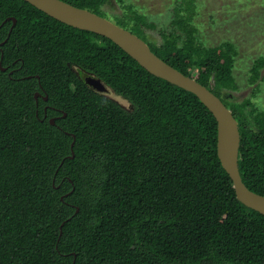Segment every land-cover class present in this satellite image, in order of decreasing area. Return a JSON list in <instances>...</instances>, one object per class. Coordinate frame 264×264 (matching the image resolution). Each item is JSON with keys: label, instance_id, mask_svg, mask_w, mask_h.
Returning a JSON list of instances; mask_svg holds the SVG:
<instances>
[{"label": "trees", "instance_id": "16d2710c", "mask_svg": "<svg viewBox=\"0 0 264 264\" xmlns=\"http://www.w3.org/2000/svg\"><path fill=\"white\" fill-rule=\"evenodd\" d=\"M61 1L106 17L108 0ZM194 14L182 0L159 45L139 37L155 26L131 5L114 21L221 99L238 125L241 180L264 196V112L253 103L264 57L249 69L250 97L225 101L236 47L203 46ZM0 44V264H264V216L236 199L216 121L193 94L23 0H0Z\"/></svg>", "mask_w": 264, "mask_h": 264}, {"label": "rangeland", "instance_id": "374dc122", "mask_svg": "<svg viewBox=\"0 0 264 264\" xmlns=\"http://www.w3.org/2000/svg\"><path fill=\"white\" fill-rule=\"evenodd\" d=\"M182 0H108L101 11L112 23L122 18L126 7L131 5L137 13L143 15L154 29H143L139 35L147 44L159 45L162 42L160 31H171L173 9ZM195 14L193 25L196 28L198 42L205 47H213L229 41L236 47L233 75L237 83L236 91L222 93L227 102H241L250 97L252 86L248 84L249 69L253 61L264 57V0H193ZM264 76V70L261 77ZM87 76L85 77V79ZM117 102L125 110L132 105L115 95L112 91L102 93ZM258 111L264 112V80L259 81L258 92L253 97Z\"/></svg>", "mask_w": 264, "mask_h": 264}, {"label": "water", "instance_id": "95a60500", "mask_svg": "<svg viewBox=\"0 0 264 264\" xmlns=\"http://www.w3.org/2000/svg\"><path fill=\"white\" fill-rule=\"evenodd\" d=\"M23 1L69 27L107 38L150 75L193 94L208 109L216 121L217 157L222 168L232 181L236 199L245 207L264 216V196L248 190L241 180L238 170L240 136L237 121L220 98L193 78L183 75L157 57L138 36L106 18L88 10L71 6L61 0ZM85 83L98 93L107 91L105 85L93 77L88 76L85 79ZM37 96L36 94L35 98ZM50 123L53 124L54 121L50 120Z\"/></svg>", "mask_w": 264, "mask_h": 264}]
</instances>
